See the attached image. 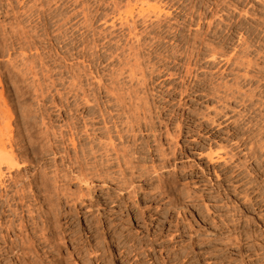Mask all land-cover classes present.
Wrapping results in <instances>:
<instances>
[{
	"label": "rangeland",
	"instance_id": "obj_1",
	"mask_svg": "<svg viewBox=\"0 0 264 264\" xmlns=\"http://www.w3.org/2000/svg\"><path fill=\"white\" fill-rule=\"evenodd\" d=\"M0 107V264H264V0H0Z\"/></svg>",
	"mask_w": 264,
	"mask_h": 264
},
{
	"label": "bare ground",
	"instance_id": "obj_2",
	"mask_svg": "<svg viewBox=\"0 0 264 264\" xmlns=\"http://www.w3.org/2000/svg\"><path fill=\"white\" fill-rule=\"evenodd\" d=\"M158 8L159 7H157V9ZM159 10H160V8L158 9V11ZM156 11L157 10H154L153 13L156 14L157 13ZM139 13L141 15L145 13V9L142 6L139 8ZM159 13H160V11H159ZM132 15H133L132 13H129L127 17L131 18ZM2 113H4V112L0 107V115L3 117ZM4 117H5V114H4ZM10 118H11L10 116L6 117V120L3 121L4 122L3 126H1V124H3V123L0 122L1 123L0 124V183H1L3 175H4L3 171H5V170L8 171V173L5 171L7 174H9L12 171H15V173H16L19 171V168L21 166L20 162H23V160H22L23 158L19 157L18 154L15 153V149H14V146L12 143V135H11L12 130H11ZM3 119H5V118H3ZM0 120L2 121V119H0ZM6 173H5V175H6ZM11 175H9V176H11Z\"/></svg>",
	"mask_w": 264,
	"mask_h": 264
}]
</instances>
